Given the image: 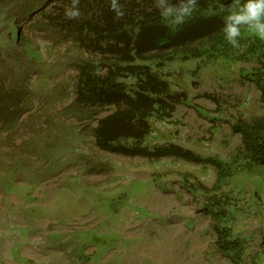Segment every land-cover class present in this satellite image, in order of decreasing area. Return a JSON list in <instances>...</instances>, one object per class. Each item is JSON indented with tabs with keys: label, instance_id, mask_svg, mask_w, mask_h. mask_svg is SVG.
Listing matches in <instances>:
<instances>
[{
	"label": "rangeland",
	"instance_id": "rangeland-1",
	"mask_svg": "<svg viewBox=\"0 0 264 264\" xmlns=\"http://www.w3.org/2000/svg\"><path fill=\"white\" fill-rule=\"evenodd\" d=\"M61 3L0 0V264H233L232 240L264 264V167L218 182L211 163L231 162L232 125L264 110L249 65L208 67L183 83L175 113L150 122L144 146L201 162L104 152L92 131L114 107L73 106L79 65L96 56L45 28ZM218 207L232 208L218 221ZM219 223L231 230L220 247Z\"/></svg>",
	"mask_w": 264,
	"mask_h": 264
},
{
	"label": "trees",
	"instance_id": "trees-1",
	"mask_svg": "<svg viewBox=\"0 0 264 264\" xmlns=\"http://www.w3.org/2000/svg\"><path fill=\"white\" fill-rule=\"evenodd\" d=\"M70 7L71 0H58ZM176 4L178 0H171ZM233 0H198V6L181 26L162 19L153 0H119L125 15L116 20L109 0H80L79 19H49L45 28L74 37L83 53L95 55L79 65L75 110L101 105L112 106L93 129L96 146L104 152L152 159L177 157L201 162L189 150L175 145L144 146L151 121H164L186 98L183 83L201 79L208 67H235L241 64L246 81L259 91L264 109V40L242 28L239 47L231 46L221 32L227 7ZM243 3V0H241ZM90 55V56H91ZM232 131L241 144L231 162L211 160L218 169V182L232 179L241 166L264 167V110L249 119H238ZM229 180V182H232ZM236 184V183H233ZM216 189V188H215ZM236 190V189H234ZM215 207V205H214ZM216 208V207H215ZM216 211V219L228 209ZM219 223L213 229L217 246L228 241L231 230ZM225 245L233 264H247L249 254L240 240Z\"/></svg>",
	"mask_w": 264,
	"mask_h": 264
},
{
	"label": "clouds",
	"instance_id": "clouds-1",
	"mask_svg": "<svg viewBox=\"0 0 264 264\" xmlns=\"http://www.w3.org/2000/svg\"><path fill=\"white\" fill-rule=\"evenodd\" d=\"M110 9L115 13V19L124 17L125 11L119 0H109ZM80 0H71V6L65 9L67 19H79L81 13L78 5ZM198 6V0H178L173 4L171 0H153V7L158 10L162 19L170 24L181 26L191 17ZM227 15L223 19L222 34L233 47H239L242 28L247 32L264 40V0H233L227 7Z\"/></svg>",
	"mask_w": 264,
	"mask_h": 264
}]
</instances>
